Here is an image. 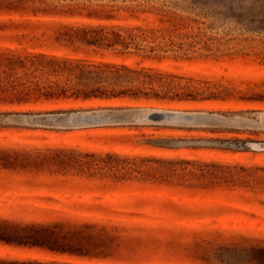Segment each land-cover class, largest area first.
<instances>
[{"label":"rangeland","instance_id":"374dc122","mask_svg":"<svg viewBox=\"0 0 264 264\" xmlns=\"http://www.w3.org/2000/svg\"><path fill=\"white\" fill-rule=\"evenodd\" d=\"M36 6L45 12L0 15V139L264 163V149L250 145L264 141V127L259 126L115 124L64 129L5 118L159 107L259 122L264 111V0H41ZM132 193L139 191H110L99 199L94 193L72 197L101 199L121 211L116 216L131 219L123 212L130 211L126 206ZM227 204L256 216L232 210L214 221H191L264 231L263 208Z\"/></svg>","mask_w":264,"mask_h":264},{"label":"trees","instance_id":"16d2710c","mask_svg":"<svg viewBox=\"0 0 264 264\" xmlns=\"http://www.w3.org/2000/svg\"><path fill=\"white\" fill-rule=\"evenodd\" d=\"M37 2L0 0V15L44 13ZM110 191H139L131 219L78 199ZM227 203L264 209V163L0 139V264H264L263 230L191 221L256 216Z\"/></svg>","mask_w":264,"mask_h":264},{"label":"water","instance_id":"95a60500","mask_svg":"<svg viewBox=\"0 0 264 264\" xmlns=\"http://www.w3.org/2000/svg\"><path fill=\"white\" fill-rule=\"evenodd\" d=\"M7 121L49 128H84L115 124H170V125H251L264 127V111L259 112V122L232 118L216 112L181 110L159 107L102 108L91 110L9 114ZM264 149V141L250 144Z\"/></svg>","mask_w":264,"mask_h":264}]
</instances>
